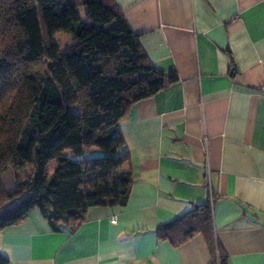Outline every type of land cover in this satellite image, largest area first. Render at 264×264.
Returning <instances> with one entry per match:
<instances>
[{
    "label": "crops",
    "instance_id": "crops-1",
    "mask_svg": "<svg viewBox=\"0 0 264 264\" xmlns=\"http://www.w3.org/2000/svg\"><path fill=\"white\" fill-rule=\"evenodd\" d=\"M115 2L157 71L154 95L117 123L127 198L89 206L73 229L32 208L0 229V253L8 264H210L201 234L174 246L155 229L211 197L229 264H264V0Z\"/></svg>",
    "mask_w": 264,
    "mask_h": 264
},
{
    "label": "trees",
    "instance_id": "trees-1",
    "mask_svg": "<svg viewBox=\"0 0 264 264\" xmlns=\"http://www.w3.org/2000/svg\"><path fill=\"white\" fill-rule=\"evenodd\" d=\"M61 29L71 38L62 48L52 39ZM168 76L169 83L178 78ZM156 84L157 71L115 0H0V175L9 166L30 170L10 186L0 180V229L32 208L52 229H73L89 206L124 203L132 179L129 168L118 169L124 140L117 123ZM91 145L101 154L88 156ZM212 201L158 225L157 237L178 246L199 233L210 264H229ZM0 264H8L1 253Z\"/></svg>",
    "mask_w": 264,
    "mask_h": 264
},
{
    "label": "rangeland",
    "instance_id": "rangeland-1",
    "mask_svg": "<svg viewBox=\"0 0 264 264\" xmlns=\"http://www.w3.org/2000/svg\"><path fill=\"white\" fill-rule=\"evenodd\" d=\"M83 9H78V12L80 14V16L83 14ZM69 36L70 33L68 31L65 30H58L56 31L53 36L52 39L53 41H55L60 48L63 47L64 43H68L69 40ZM72 109H75L74 107H71ZM71 158H75L77 157L76 155H70ZM52 165L53 162H50L48 165L49 169H52ZM29 168L25 167V168H21V169H14L11 166L8 167V169L0 175V180L6 185V186H10L13 183H15V181H21L23 179H25L26 175L29 173ZM108 194V198L110 199L112 196V193L109 191L105 194V196Z\"/></svg>",
    "mask_w": 264,
    "mask_h": 264
}]
</instances>
